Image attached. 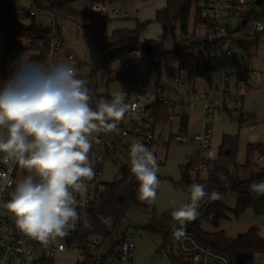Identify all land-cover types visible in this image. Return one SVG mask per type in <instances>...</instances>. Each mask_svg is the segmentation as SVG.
<instances>
[{
	"label": "clouds",
	"instance_id": "9594fccd",
	"mask_svg": "<svg viewBox=\"0 0 264 264\" xmlns=\"http://www.w3.org/2000/svg\"><path fill=\"white\" fill-rule=\"evenodd\" d=\"M74 63L72 57L47 62L22 56L11 62L8 77L0 78V163L6 166L0 171V185L11 186L17 167L27 172L0 206L12 215L22 237L43 247L76 227L77 194L83 197L95 177L90 161L93 141L99 142L100 133L115 132L130 109L123 91L94 109L90 90L84 79L76 77ZM130 160L139 199L154 203L160 184L157 157L142 142L133 141ZM250 191L264 195V181L253 182ZM189 192L190 202L171 212L178 240L209 196L204 184L191 185ZM210 198L219 199V193H211Z\"/></svg>",
	"mask_w": 264,
	"mask_h": 264
},
{
	"label": "trees",
	"instance_id": "16d2710c",
	"mask_svg": "<svg viewBox=\"0 0 264 264\" xmlns=\"http://www.w3.org/2000/svg\"><path fill=\"white\" fill-rule=\"evenodd\" d=\"M102 0H65V2L87 3L93 5ZM115 2L118 0H109ZM194 4L192 0H166L165 7L158 10L154 21L159 24L164 32L171 29L174 35L176 26L184 34V39L180 42L174 40L173 48L167 49L165 38L143 39L142 34L147 29L150 21L135 20L133 28L115 29L111 34L106 35V29L111 22V18L103 13L84 12L74 6L68 10L58 9V16L63 20H70L84 27L91 35L92 43L100 54V62L92 67L90 75L84 77L90 95L97 88V72L105 69L110 73L111 82L119 81L128 85L131 92L139 89L137 70L145 60L148 62L152 73L159 76L164 63L170 62L177 66L179 72H183L188 81L203 79L209 85L213 83L211 78V55L219 52L226 42L218 40L215 42L200 41L195 44H188L190 35V14H193ZM192 12V13H191ZM197 22L198 12H195ZM253 13L243 15L246 22L253 19ZM35 17L23 20L18 14V8L7 3V0H0V35L3 36L2 54L7 57L8 53L17 47H21L20 40H42L47 46L50 39L49 31L36 25ZM28 21V22H27ZM247 23L240 25V32H246ZM175 26V29L172 27ZM233 33V31H232ZM260 37L249 41L239 38L233 39L234 45H242L244 49L254 51L259 45ZM46 47L39 53H35L31 58L42 60ZM132 53H138L139 57L122 64L117 69L112 68V64L126 58ZM252 68L243 64L236 74L238 82H250L252 79ZM158 113V124L166 127L170 124L169 107L162 104L155 106ZM181 129L187 124V117L183 114L180 118ZM238 138L224 136L214 159L208 160V174L205 177L192 176L194 167L197 164L192 156L188 163L181 167V179L177 183L182 186L190 195L189 189L193 184H204L205 191L209 193L201 202L198 209L199 216L187 223L186 233L192 235L202 245L213 249L228 257L230 264H256V257L264 255V238L261 237L256 227L251 228L247 233L239 235L235 239H230L224 231L215 233L203 230V223H210L217 227L222 219L226 218V211L230 210L234 215H239L246 209H251L257 215H264V195H256L250 191L253 182L264 181V144H249L246 147L245 163L237 162ZM123 158L127 165L120 170V179L107 184L106 190L101 196L97 209L98 223L103 226L106 221L109 229L116 233L122 226L121 220L129 209H136L147 216V231L153 234H160L163 243L158 250L159 254L167 253L173 264H189L181 257L174 256L175 243L178 239L173 234V227L178 226L172 218L171 212L160 213L154 206L145 205L138 201L139 182L131 173L130 151L121 149ZM262 158V163L259 162ZM247 174L248 177L244 178ZM159 181L162 177L157 173ZM213 192L221 195H230L235 198L236 205L233 209L227 208L217 199H211ZM158 193V190H157Z\"/></svg>",
	"mask_w": 264,
	"mask_h": 264
},
{
	"label": "built area",
	"instance_id": "2783aa9c",
	"mask_svg": "<svg viewBox=\"0 0 264 264\" xmlns=\"http://www.w3.org/2000/svg\"><path fill=\"white\" fill-rule=\"evenodd\" d=\"M30 4L18 7V0H7V3L18 8L19 16L25 20L27 18L37 17L40 13L48 12L53 16L51 28L48 30L50 34L49 43L45 46L42 40H31V48L35 53L46 47L43 61L62 62L68 57H72L75 61L74 72L78 79H82L77 74L78 61L72 53H66L61 56L60 52L63 47L62 34L65 28L57 24L58 9L68 10L75 3L65 2V0H29ZM194 4L193 22L190 44L200 41L215 42L225 40L223 47L220 49L224 54L225 69L221 76L223 82V92L221 101L223 103L230 102L236 108L243 109V98L253 89L250 82L236 81L235 90L230 85V75L237 74L239 67L236 64L228 65L227 62L234 55L239 57L245 53L252 51L244 49L242 45H234L233 39L240 34V25L245 21L243 15L249 13V6L252 0H192ZM255 4L257 0H254ZM114 2L102 0L99 3L90 5L91 12L103 13L112 19V16L126 18L128 13L122 8H114L112 14L107 11V6ZM29 8L25 9L24 7ZM31 7V8H30ZM197 22H195L196 14ZM61 19V18H60ZM248 22L251 24V32H260L263 28L261 21ZM259 25V26H258ZM248 30V29H247ZM233 31V33H232ZM250 36V35H249ZM80 67V66H79ZM253 75L260 78V71L254 70ZM172 81L177 85V89L170 88L167 85H156L152 90L142 91L138 89L131 92L129 89L123 91L126 94L125 103L130 105L129 111L125 114V118L119 122L118 129L112 133H100L99 142L93 141V147L90 152V161L95 171V177L89 181L88 191L81 197L77 194V211L80 219L76 223L74 230H70L68 234L58 239V242L43 247L39 242L30 240L18 232L12 215L0 206V264H55V258L72 256L73 264H133L137 228L131 224H125L113 233L109 229L108 222L104 221L103 226L98 223L97 209L100 204L101 196L106 190L107 183L103 181V165L106 160L115 156L123 157L121 149L130 151L133 141L142 142L151 152H153L157 142L162 141L161 135H157L161 127L158 124V113L155 106L162 104L169 107L168 120L170 124L183 113L185 107L192 103H200L202 105L206 118L210 117L213 101L210 93L206 91H188L185 99L172 100V92L182 89L181 79L172 77ZM261 80L258 81L260 84ZM259 89V85L257 86ZM91 96V106L95 109L98 104L103 101H110L111 95L101 96L96 90ZM241 125L251 126L255 128L254 121L251 122V116L247 113H241ZM169 124V125H170ZM175 140L181 145L195 144L197 145L195 164L193 173L199 176H207V162L209 157L207 153L211 147L212 129L209 123H204L200 132L187 135L179 134ZM167 145V141L163 142ZM260 158L259 161H261ZM0 171H6V166L0 163ZM27 172L19 167L13 171L11 175L12 184L10 187H4L0 192V204L6 203L11 198V192L14 190L16 183L25 178ZM174 256L181 257L189 264H230L227 256L214 251L199 243L196 238L190 234H185L182 239L175 243ZM167 257V253L160 254Z\"/></svg>",
	"mask_w": 264,
	"mask_h": 264
},
{
	"label": "rangeland",
	"instance_id": "374dc122",
	"mask_svg": "<svg viewBox=\"0 0 264 264\" xmlns=\"http://www.w3.org/2000/svg\"><path fill=\"white\" fill-rule=\"evenodd\" d=\"M161 0H155L154 4H147L146 0H118L107 6V11L112 14L111 10L114 8H122L128 13V17L122 18L112 16V20L106 29V35L111 34L115 29L133 28L135 20L150 21L147 29L142 34L143 39H160L165 38L166 45L173 44L174 40L180 42L184 39V34L180 31L179 26H176L174 35L171 29L165 32L162 27L157 24L155 19V7ZM163 1V0H162ZM261 5H256L252 0V4L248 10L252 12V22L261 21L264 25V0H260ZM25 4H30L29 0H18L17 6L21 7ZM74 7L84 12H91V7L87 3H77ZM29 8L28 6L24 7ZM31 8V7H30ZM192 13V12H191ZM53 16L48 12L40 13L35 23L37 26L49 30L51 28ZM190 32L192 31L193 14H190ZM28 22V21H27ZM251 22V23H252ZM57 24L65 28L62 34L63 47L60 55L72 53L79 66L77 67V74L80 78L90 75L91 69L97 66L100 62V54L95 49L92 43L91 35L84 27L72 22L70 20H63L58 18ZM251 32V24L248 26L246 32H241L237 38L249 41L260 37L259 45L256 50L245 53L244 63L252 68V71L259 70L260 78L252 74L250 84L253 89L248 92L243 98V109L236 108L232 103H223L220 99L223 92V82L221 76L225 69V60L223 52L219 51L211 55V78L213 83L209 85L203 79H196L193 82L188 81L183 72H179L175 64L166 62L159 74L156 76L152 73L147 61H143L137 70V79L139 89L152 90L156 85H167L170 88L177 89V85L172 81V77H179L184 87L177 92H172L171 98L174 100L185 99V93L192 89L196 91L210 92V98L213 101L210 117L206 118L202 105L198 102L189 104L185 107L188 116V121L184 131L179 130V117L175 119L170 125L158 130L157 135H161L162 141L157 142L153 154L157 157L158 173L162 179L159 184L158 193L155 202L148 204L147 202L138 201L145 205L154 206L160 213L173 211L174 208H179L182 205L190 202V195L186 189L177 183L181 179V167L186 165L189 159L194 156L197 151V145L188 144L181 145L175 137L179 134L193 135L201 131L203 124L209 123L212 129L211 148L207 153L210 159H214L218 153V149L222 143L224 136H233L238 138L237 146V162L240 165L245 163L246 147L249 144H264V35L260 32ZM250 35V36H249ZM188 44L192 38L189 35ZM21 47L12 49L7 57H3L2 44L3 36L0 35V78L6 79L9 75V65L13 60L19 57L29 58L35 51L31 48L30 40L22 38L20 40ZM139 57L138 53H132L126 58L121 59L112 64L113 69H117L127 61ZM242 62L238 55H234L228 65L235 64L236 61ZM242 66V65H241ZM240 69V67H239ZM111 76L108 71L101 69L97 72V88L96 93L101 96L115 95L118 91H125L128 85L124 82L110 81ZM258 84V81H260ZM236 75H230V85L235 90ZM259 85V89L257 86ZM175 101V100H174ZM247 112L251 117V122H255V128L252 130L251 126L241 125V113ZM167 141V145L163 142ZM260 160V158H259ZM263 164L262 160L259 161ZM127 165V161L120 156H115L112 159L106 160L103 165V181L110 184L120 179V170ZM193 177L196 175L192 172ZM203 177V176H202ZM248 175L245 174L244 178ZM219 200L227 208L233 209L236 205V200L230 195H221ZM122 226L125 224L134 225L137 228L136 250L133 264H173L169 257H163L158 253L159 248L163 243V238L160 234H153L147 231L148 219L147 216L139 210L129 209L121 220ZM203 230L211 233L224 231L226 236L230 239H235L239 235L247 233L251 228L256 227L261 236H264V215H257L251 209H246L239 215H234L230 210L226 211V218L219 222L217 227L210 223H203L201 225ZM74 258L72 256H64L55 258V264H73ZM256 264H264V255L260 254L255 259Z\"/></svg>",
	"mask_w": 264,
	"mask_h": 264
},
{
	"label": "crops",
	"instance_id": "0c3cea01",
	"mask_svg": "<svg viewBox=\"0 0 264 264\" xmlns=\"http://www.w3.org/2000/svg\"><path fill=\"white\" fill-rule=\"evenodd\" d=\"M146 3H147V4H154V3H155V0H146ZM165 4H166V0H163V1L161 0V1H159L158 4H157L156 7H155V12H157L158 10L164 8V7H165ZM155 14H156V13H155ZM141 21H143V20H141ZM144 21H147V20H144ZM172 48H173V44H168L167 49H172ZM240 59H241V61L244 60V55H241V56H240ZM243 63H244L243 61H242V62H239L238 59H237V61H236L235 64H236L238 67H240L241 65H243ZM164 64H165V63H164ZM236 80H237V79H236ZM140 90H142V91H147V90H144V89H141V88H140ZM192 90H194V89H192ZM186 93H187V92H186ZM186 93H185V94H186ZM209 93H210V92H209ZM176 99H178V98H175V100H176ZM245 113H247V112H245ZM183 114L187 117V121H188V116H187V113H186V109L183 110V113H180V114H179V116H178L179 119L181 118V116H182ZM247 114H248L249 116H251L249 113H247ZM178 117H177V118H178ZM251 117H252V116H251ZM240 119H241V117H240ZM173 122H175V120H174ZM179 123H180V124H179V130H180V129L182 128V127H181V120H180ZM254 123H255V122H254ZM172 124H173V123H172ZM185 127H186V125L183 126V128H185ZM210 148H211V147H210ZM261 237H262V236H261Z\"/></svg>",
	"mask_w": 264,
	"mask_h": 264
},
{
	"label": "water",
	"instance_id": "95a60500",
	"mask_svg": "<svg viewBox=\"0 0 264 264\" xmlns=\"http://www.w3.org/2000/svg\"><path fill=\"white\" fill-rule=\"evenodd\" d=\"M256 5H261V1L257 0ZM242 25H245V21L242 22ZM174 28H175V26L172 27V29H174ZM236 31H239V28ZM260 34L264 35V26H263L262 30L260 31Z\"/></svg>",
	"mask_w": 264,
	"mask_h": 264
}]
</instances>
